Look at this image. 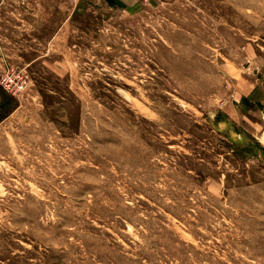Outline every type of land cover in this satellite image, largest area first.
Instances as JSON below:
<instances>
[{"label": "rangeland", "instance_id": "374dc122", "mask_svg": "<svg viewBox=\"0 0 264 264\" xmlns=\"http://www.w3.org/2000/svg\"><path fill=\"white\" fill-rule=\"evenodd\" d=\"M0 264H264V0H0Z\"/></svg>", "mask_w": 264, "mask_h": 264}]
</instances>
